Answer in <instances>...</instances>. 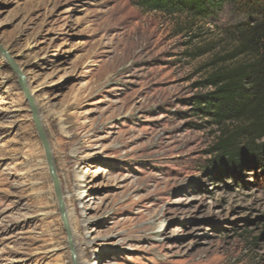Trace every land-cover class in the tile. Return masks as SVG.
Listing matches in <instances>:
<instances>
[{"label": "rangeland", "instance_id": "1", "mask_svg": "<svg viewBox=\"0 0 264 264\" xmlns=\"http://www.w3.org/2000/svg\"><path fill=\"white\" fill-rule=\"evenodd\" d=\"M136 3L0 0V45L27 79L77 210L73 244L93 239L78 264H264V139L229 163L216 148L222 127L195 105L236 45L230 30L253 18ZM0 264H73L42 143L1 53Z\"/></svg>", "mask_w": 264, "mask_h": 264}, {"label": "trees", "instance_id": "2", "mask_svg": "<svg viewBox=\"0 0 264 264\" xmlns=\"http://www.w3.org/2000/svg\"><path fill=\"white\" fill-rule=\"evenodd\" d=\"M148 11L168 15L186 14L192 19H209L229 6L233 13L253 18L233 26L236 45L222 57L206 86L214 90L197 96L196 107L222 127L217 152L227 162L240 164L244 156L261 151L264 139V0H136ZM255 19V20H254ZM241 57L237 63L235 61ZM227 123H237L231 130ZM242 140L244 148H239Z\"/></svg>", "mask_w": 264, "mask_h": 264}, {"label": "water", "instance_id": "3", "mask_svg": "<svg viewBox=\"0 0 264 264\" xmlns=\"http://www.w3.org/2000/svg\"><path fill=\"white\" fill-rule=\"evenodd\" d=\"M0 53L6 58L7 62L11 66V69L13 72L17 75L18 77V84L24 93L25 99L28 103L29 109L31 111L32 115V120L34 123V127L37 131V134L40 138V141L42 143L45 156H46V162L48 165L49 169V174L53 182V187H54V192L57 198L58 202V208H59V213L61 215V220L63 222V227L64 230L67 234L68 240H69V246L71 250V257L73 264H78L76 253L73 247V238H72V233H71V228L70 224L67 218V212L65 210V200H64V195L63 191L61 188V182L57 173V168L55 165V161L53 158V153L51 149V145L49 142V139L45 133V130L43 128V123L39 115L38 107L36 105L35 99L31 95L30 89L27 85V79L24 75V73L21 71V69L18 67V65L15 63V61L12 59L11 55L0 45Z\"/></svg>", "mask_w": 264, "mask_h": 264}, {"label": "bare ground", "instance_id": "4", "mask_svg": "<svg viewBox=\"0 0 264 264\" xmlns=\"http://www.w3.org/2000/svg\"><path fill=\"white\" fill-rule=\"evenodd\" d=\"M47 116L52 117L51 113H48ZM44 130H45V133H46V129L45 128H44ZM62 131H63V134H67L64 129H62ZM46 135H47V133H46ZM76 179L79 181V178L77 176H76ZM78 197H79V200H80V204H83L84 203V197L82 195H79ZM64 199H65V196H64ZM72 202H73L72 199H69L67 203L65 202V210L67 212V218H68V221H69V224H70L72 238L74 239L79 234V226L78 225H76V227L72 226V219L75 217L76 212H77V210L74 207H73V209H71V206H73ZM90 223H91V220H86L84 222L85 225H88ZM87 239H89V240H87ZM92 241H93V239L90 240V238L86 237V240L82 244H79L78 242H74L73 247H74V250H75V253H76L77 261L84 254V249H83L82 246L83 245H91ZM81 264H87V261H84Z\"/></svg>", "mask_w": 264, "mask_h": 264}]
</instances>
